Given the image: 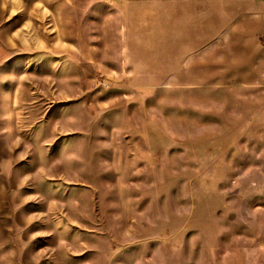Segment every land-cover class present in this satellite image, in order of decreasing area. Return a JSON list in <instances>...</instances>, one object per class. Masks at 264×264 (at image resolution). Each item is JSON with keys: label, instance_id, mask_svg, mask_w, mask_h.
<instances>
[{"label": "rangeland", "instance_id": "374dc122", "mask_svg": "<svg viewBox=\"0 0 264 264\" xmlns=\"http://www.w3.org/2000/svg\"><path fill=\"white\" fill-rule=\"evenodd\" d=\"M104 3L0 0V264H264V75L169 79Z\"/></svg>", "mask_w": 264, "mask_h": 264}, {"label": "crops", "instance_id": "0c3cea01", "mask_svg": "<svg viewBox=\"0 0 264 264\" xmlns=\"http://www.w3.org/2000/svg\"><path fill=\"white\" fill-rule=\"evenodd\" d=\"M114 1L104 3L115 9L108 14L109 22L127 21L136 49L143 37L170 40L172 46L161 60L180 73L169 79L176 76L179 81L177 76L196 69L197 76L209 78L207 85L221 86L227 80L232 87L244 84L240 77H246L247 70L264 75V0Z\"/></svg>", "mask_w": 264, "mask_h": 264}]
</instances>
